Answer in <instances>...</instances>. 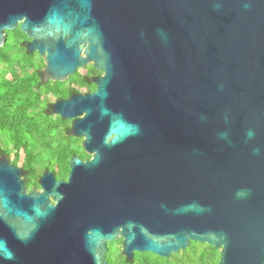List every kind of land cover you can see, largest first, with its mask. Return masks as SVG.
I'll list each match as a JSON object with an SVG mask.
<instances>
[{"label":"water","instance_id":"water-1","mask_svg":"<svg viewBox=\"0 0 264 264\" xmlns=\"http://www.w3.org/2000/svg\"><path fill=\"white\" fill-rule=\"evenodd\" d=\"M18 28L44 83L103 75L53 106L92 156L68 179L29 190L0 157L16 264H109L119 240L130 261L199 242L264 264V0H0V49Z\"/></svg>","mask_w":264,"mask_h":264},{"label":"trees","instance_id":"trees-1","mask_svg":"<svg viewBox=\"0 0 264 264\" xmlns=\"http://www.w3.org/2000/svg\"><path fill=\"white\" fill-rule=\"evenodd\" d=\"M28 41L26 34L18 28L8 32L7 44L0 50V64L5 62L13 74H17L19 66L22 73L17 82H9L4 88L0 82V143L3 153L17 166L24 153L22 167L27 171V186L31 190L40 189L44 171L54 172L58 180L68 179L71 160L80 155V140L70 135V122L50 116L52 104L48 105L43 96L50 93L69 96L70 91L69 94L61 91L66 86L71 91H93L96 86L92 76L100 72L91 66L87 74L79 70L66 83L46 86L41 81L44 60L39 53L32 54L27 50ZM37 58L41 65L36 62ZM107 259L109 264H219L221 250L192 242L187 250L172 258L145 252L136 253L130 261L123 253L122 240H119L109 244Z\"/></svg>","mask_w":264,"mask_h":264},{"label":"flooded vegetation","instance_id":"flooded-vegetation-1","mask_svg":"<svg viewBox=\"0 0 264 264\" xmlns=\"http://www.w3.org/2000/svg\"><path fill=\"white\" fill-rule=\"evenodd\" d=\"M30 42V40L28 41V43ZM7 44V43H6ZM28 45V44H27ZM6 46V45H5ZM2 47V48H5ZM1 48V49H2ZM0 49V50H1ZM32 54H35V53H32ZM42 58V57H41ZM43 59V58H42ZM44 60V59H43ZM92 66V65H91ZM89 66V67H91ZM45 67V63L42 67V74H43V69ZM89 67L83 69L84 70V74H87L89 72ZM31 70V69H30ZM98 71V70H97ZM100 72V71H99ZM17 74H13L10 70H9V66L3 62L0 64V82H1V85L2 87L4 88L5 85L9 82H17L18 81V78L20 77V75L22 74L21 71H20V67L18 66L17 67ZM103 73L100 72L98 74H95L92 76V80H93V77H96V76H102ZM41 81H42V76H41ZM43 82V81H42ZM68 82V81H67ZM44 83V82H43ZM52 83H59V82H53V81H49L48 83H44L46 86L49 85V84H52ZM61 83H66V82H61ZM94 83V82H93ZM95 85V84H94ZM96 86V85H95ZM2 88V89H3ZM4 90V89H3ZM97 90V86H96V89L93 90V91H89V90H82L81 92H77V91H71L67 86L66 87H62L61 88V91L64 93V94H69V91L71 92V94L69 96H66V97H62V96H58L54 93H50L48 95H45L43 96V100L44 101H47L48 105L49 104H52V106L50 107V111H49V114L50 116L52 117H61L60 115L58 114H55L53 112V106L55 103H57L58 101H61V100H67L69 98H71L75 93H82V94H85L87 92H91V93H94L95 91ZM62 118V117H61ZM65 120V119H64ZM70 122V126H72L73 124V120H67ZM71 135V134H70ZM80 142H79V145H80V155H75L73 157H80L82 159L83 162H87L89 160L92 159V156H90L85 148H84V139H79ZM2 148V143H0V157H8L6 154L3 153V150L1 149ZM11 156L13 157V154H11ZM10 160L11 158L8 157ZM12 162V161H11ZM52 203H55L54 200H52ZM0 239L5 243L7 249L12 253L13 255V259L12 260H6L5 258H0V261L2 262V264H16L15 262V254L17 252V246H16V240L14 237H11V236H8V234H4V233H0Z\"/></svg>","mask_w":264,"mask_h":264},{"label":"rangeland","instance_id":"rangeland-1","mask_svg":"<svg viewBox=\"0 0 264 264\" xmlns=\"http://www.w3.org/2000/svg\"><path fill=\"white\" fill-rule=\"evenodd\" d=\"M36 62H37L39 65L42 64L39 58L36 59ZM81 72H82V73H85L84 70H81ZM74 138H75V137H74ZM72 141H73V140H72ZM21 156H22V158H21V160H20V162H19V166H22V165H23V161H24V159H23V158H24V153H22ZM120 247H121V246H120Z\"/></svg>","mask_w":264,"mask_h":264}]
</instances>
